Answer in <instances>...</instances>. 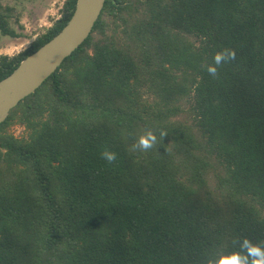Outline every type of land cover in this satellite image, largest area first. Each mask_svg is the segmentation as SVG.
<instances>
[{
  "label": "trees",
  "instance_id": "trees-1",
  "mask_svg": "<svg viewBox=\"0 0 264 264\" xmlns=\"http://www.w3.org/2000/svg\"><path fill=\"white\" fill-rule=\"evenodd\" d=\"M75 5L0 55V80ZM23 30L0 1V35ZM148 131L156 143L136 147ZM253 248L264 252V0H106L0 124V264H255Z\"/></svg>",
  "mask_w": 264,
  "mask_h": 264
},
{
  "label": "water",
  "instance_id": "water-1",
  "mask_svg": "<svg viewBox=\"0 0 264 264\" xmlns=\"http://www.w3.org/2000/svg\"><path fill=\"white\" fill-rule=\"evenodd\" d=\"M106 0H76L67 24L52 39L24 58L0 80V124L23 99L33 94L90 36Z\"/></svg>",
  "mask_w": 264,
  "mask_h": 264
},
{
  "label": "rangeland",
  "instance_id": "rangeland-1",
  "mask_svg": "<svg viewBox=\"0 0 264 264\" xmlns=\"http://www.w3.org/2000/svg\"><path fill=\"white\" fill-rule=\"evenodd\" d=\"M0 1L3 4L11 5L16 8L17 12L20 14V20L24 27L23 33H26L30 38L33 39V36L35 34L39 35L42 33L43 30L39 29V26L43 25V20H45V17L50 15V14H46L45 11L50 8L55 9V7H57V5L63 0H55V1L0 0ZM12 40L13 39L2 37L0 35V55L13 56L29 46V44H26L27 46H24L25 48L24 47L17 48L12 43ZM9 130L15 137H21L24 135L23 127L18 125H13Z\"/></svg>",
  "mask_w": 264,
  "mask_h": 264
},
{
  "label": "clouds",
  "instance_id": "clouds-1",
  "mask_svg": "<svg viewBox=\"0 0 264 264\" xmlns=\"http://www.w3.org/2000/svg\"><path fill=\"white\" fill-rule=\"evenodd\" d=\"M225 59L224 54H220L216 56V63L219 64L221 60ZM211 72H215V69H210ZM157 137L151 132H146L143 136H141L138 140L136 147H140L144 150L151 148L156 143ZM104 159L109 163L113 162L116 159V154L112 152L103 153ZM253 255L259 257L255 261V264H264V252H261L259 249H252ZM211 264H248L245 258H242L239 255H231L220 258L218 261L214 260Z\"/></svg>",
  "mask_w": 264,
  "mask_h": 264
},
{
  "label": "crops",
  "instance_id": "crops-1",
  "mask_svg": "<svg viewBox=\"0 0 264 264\" xmlns=\"http://www.w3.org/2000/svg\"><path fill=\"white\" fill-rule=\"evenodd\" d=\"M55 1V0H53ZM64 3V0L61 1L57 7H55V9L53 8H50V9H47L45 12L46 14H50L48 16L45 17V20H43V25H38L39 26V29H42V33L44 31H46L48 28H50L53 24L54 21H56L59 16H60V10L62 8V5ZM50 16V17H49ZM36 24V23H35ZM35 26V25H34ZM37 34H35L33 36V39L36 37ZM32 38H30L26 33H24V37L22 38H18V39H13L12 40V43L15 45V47H24V46H27L26 44H30L33 40ZM25 48V47H24ZM19 52V51H18Z\"/></svg>",
  "mask_w": 264,
  "mask_h": 264
}]
</instances>
